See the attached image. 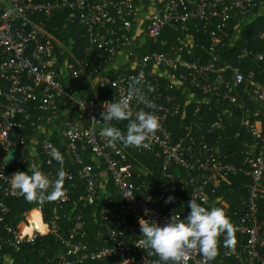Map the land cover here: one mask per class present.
Returning <instances> with one entry per match:
<instances>
[{
	"label": "built area",
	"instance_id": "2783aa9c",
	"mask_svg": "<svg viewBox=\"0 0 264 264\" xmlns=\"http://www.w3.org/2000/svg\"><path fill=\"white\" fill-rule=\"evenodd\" d=\"M139 1L0 0V162L15 156L0 163V228L11 235L0 237V264L16 261L4 249L20 254L38 240L46 249L24 264H161L141 248L139 219H185L191 199L216 208L220 185L241 175L251 185L230 221L234 249L221 234V257L185 250L183 264H264V33L258 48L242 44L264 18V0H152L138 20ZM65 11L86 22L88 54L96 50L101 65L78 60L73 43L55 34L47 19ZM227 39L238 44L233 59ZM136 82L156 108L133 98L132 118L152 112L160 127L147 147L108 146L101 130L125 134L129 121L107 124L103 106ZM233 126L242 164L224 155ZM52 149L64 157V195L38 203L15 228L12 177L35 163L54 180L61 166ZM148 155L161 161L165 181L141 159ZM155 181L163 187L156 193Z\"/></svg>",
	"mask_w": 264,
	"mask_h": 264
},
{
	"label": "clouds",
	"instance_id": "9594fccd",
	"mask_svg": "<svg viewBox=\"0 0 264 264\" xmlns=\"http://www.w3.org/2000/svg\"><path fill=\"white\" fill-rule=\"evenodd\" d=\"M133 98L144 103L145 108L153 110L156 108L153 102L145 99L138 82L132 85L127 97L106 103L101 113L103 121L109 125L112 121H129L125 134L114 126H106L101 130L100 136L107 141L108 146L119 143L125 148L147 147L145 141L160 127L158 118L152 112L141 110L136 113L134 119L132 118L129 103ZM50 155L61 166L54 180H50L48 175L42 173L35 163L30 166L31 174L27 171L12 177L14 190L29 203L42 205L54 202L64 195L63 182L66 175L63 169L64 157L55 149L51 150ZM14 157L11 152H7L4 161L0 163L12 162ZM171 199L169 197V201ZM188 208L190 211L185 219L173 216L170 222L163 225L143 217L139 219L141 248L146 250L149 256L152 254L158 256L161 264H183L185 250L193 249L198 250L206 260H214L221 234L224 235L225 248L235 247L233 225L222 209L206 210L192 199L188 202ZM148 214L146 210L145 215Z\"/></svg>",
	"mask_w": 264,
	"mask_h": 264
},
{
	"label": "trees",
	"instance_id": "16d2710c",
	"mask_svg": "<svg viewBox=\"0 0 264 264\" xmlns=\"http://www.w3.org/2000/svg\"><path fill=\"white\" fill-rule=\"evenodd\" d=\"M75 18H72V17ZM47 21L52 25L58 28V32H55L63 41H65L68 45L73 43L74 52L78 60L83 61L85 63H89L93 68L101 65L103 61L97 59V52L94 50L92 53L88 54L90 51V45L85 38L86 35V22L81 19V15L76 13L73 14L69 11H65L61 14H56L51 18H48ZM264 33V18L259 19L255 24L249 26V28L245 31V36L243 38L242 44H247L253 49L258 48V41L260 42L259 36L260 33ZM224 44L228 46L226 48L224 54L229 59H233L235 54L232 52V49L235 47L238 49L237 45H232L230 39L224 41ZM241 45V44H240ZM239 45V46H240ZM159 49V48H158ZM93 69H88V71H92ZM96 76V74H94ZM114 73H112V77H114ZM86 87L90 89V86L86 84ZM238 127L233 126L230 129L229 137L233 138V133H236ZM228 148L224 151V155L226 160L230 163L242 164L243 157L241 156V139L240 140H228L227 142ZM238 151V152H235ZM147 164H150V169L157 173L159 180L165 181L163 177L162 170L159 168L161 163L160 160L156 159L153 155H148L141 158ZM24 172H27L24 170ZM31 174V171L29 172ZM148 182H151V177H148ZM168 182V181H167ZM170 183V182H168ZM251 185V181L249 178L244 175L238 177H230L226 182L222 183L217 191V198L219 199V204L216 208L222 209L226 216L231 220L235 217L233 216V212L242 206V202L247 199L249 187ZM162 185L155 181V191L154 193L162 190ZM3 197L2 192L0 190V200ZM7 204L12 210V216L10 221L13 222V226L17 228L19 223L23 219V215L27 214L30 210H32L38 203H29L24 200L23 197L19 196L15 199H10L7 201ZM212 209L211 207H207L206 210ZM227 211L229 212L227 214ZM231 213V215H230ZM5 236L11 238V235L8 234L4 229L0 228V237ZM1 241V240H0ZM48 242V241H47ZM45 244L41 240H38L34 246L24 245L21 247L20 254H16L15 251L11 248L4 249V253H10L14 255L16 261L14 264H24L23 256L27 255L29 259L31 257L38 256V253L43 251L45 248ZM221 257V247L218 245V252Z\"/></svg>",
	"mask_w": 264,
	"mask_h": 264
},
{
	"label": "crops",
	"instance_id": "0c3cea01",
	"mask_svg": "<svg viewBox=\"0 0 264 264\" xmlns=\"http://www.w3.org/2000/svg\"><path fill=\"white\" fill-rule=\"evenodd\" d=\"M145 0H140L139 1V15L137 17L138 20H141L143 17H147L149 15V12L151 11V1L152 0H147L149 4L144 3Z\"/></svg>",
	"mask_w": 264,
	"mask_h": 264
},
{
	"label": "bare ground",
	"instance_id": "6f19581e",
	"mask_svg": "<svg viewBox=\"0 0 264 264\" xmlns=\"http://www.w3.org/2000/svg\"><path fill=\"white\" fill-rule=\"evenodd\" d=\"M31 224H32L33 228H35L36 225L38 226V224H39L38 219L32 220ZM31 231H32V227L30 229H28L26 232H31Z\"/></svg>",
	"mask_w": 264,
	"mask_h": 264
},
{
	"label": "water",
	"instance_id": "95a60500",
	"mask_svg": "<svg viewBox=\"0 0 264 264\" xmlns=\"http://www.w3.org/2000/svg\"><path fill=\"white\" fill-rule=\"evenodd\" d=\"M26 258H27V255H24V256H23V262L26 261Z\"/></svg>",
	"mask_w": 264,
	"mask_h": 264
},
{
	"label": "rangeland",
	"instance_id": "374dc122",
	"mask_svg": "<svg viewBox=\"0 0 264 264\" xmlns=\"http://www.w3.org/2000/svg\"><path fill=\"white\" fill-rule=\"evenodd\" d=\"M144 3L149 4V2L147 0H145ZM151 3H152V1H151Z\"/></svg>",
	"mask_w": 264,
	"mask_h": 264
}]
</instances>
